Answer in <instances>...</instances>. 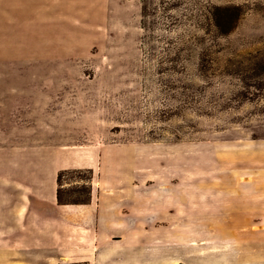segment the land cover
Masks as SVG:
<instances>
[{
    "label": "rangeland",
    "instance_id": "obj_1",
    "mask_svg": "<svg viewBox=\"0 0 264 264\" xmlns=\"http://www.w3.org/2000/svg\"><path fill=\"white\" fill-rule=\"evenodd\" d=\"M62 169H91L64 181L90 203L58 204ZM5 248L264 264V0H0Z\"/></svg>",
    "mask_w": 264,
    "mask_h": 264
},
{
    "label": "trees",
    "instance_id": "obj_2",
    "mask_svg": "<svg viewBox=\"0 0 264 264\" xmlns=\"http://www.w3.org/2000/svg\"><path fill=\"white\" fill-rule=\"evenodd\" d=\"M221 12H216L214 14V20L215 25L219 28L222 27L225 23L232 22V19L238 17V14L236 15L235 12H232L230 10V7L224 6V7H218ZM222 33H227V30L225 28L220 29ZM85 173L91 174V169H62L58 172L57 175V201L58 204H88L91 202L92 199V185H91V176H88L86 178H83L80 176V180H78L75 184H71L70 182L69 186H65V178L69 175H82ZM70 191L74 194H71L73 196L67 197L66 192ZM70 195V194H68Z\"/></svg>",
    "mask_w": 264,
    "mask_h": 264
},
{
    "label": "crops",
    "instance_id": "obj_3",
    "mask_svg": "<svg viewBox=\"0 0 264 264\" xmlns=\"http://www.w3.org/2000/svg\"><path fill=\"white\" fill-rule=\"evenodd\" d=\"M16 238H14L13 240H15ZM35 250V244L33 243V251ZM24 257V252L23 251H19L18 250H14V249H2L0 250V257H14L12 259H10V262L5 263V264H17L19 261L18 257ZM1 264V263H0ZM19 264V263H18Z\"/></svg>",
    "mask_w": 264,
    "mask_h": 264
}]
</instances>
